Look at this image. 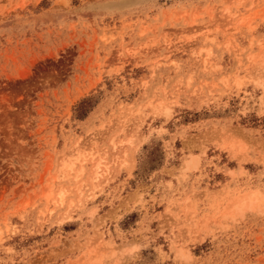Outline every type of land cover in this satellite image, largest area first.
<instances>
[{"label":"rangeland","instance_id":"1","mask_svg":"<svg viewBox=\"0 0 264 264\" xmlns=\"http://www.w3.org/2000/svg\"><path fill=\"white\" fill-rule=\"evenodd\" d=\"M0 264H264V0H0Z\"/></svg>","mask_w":264,"mask_h":264}]
</instances>
